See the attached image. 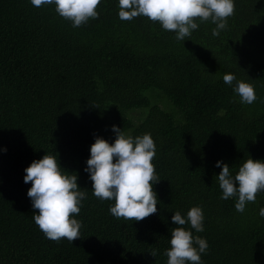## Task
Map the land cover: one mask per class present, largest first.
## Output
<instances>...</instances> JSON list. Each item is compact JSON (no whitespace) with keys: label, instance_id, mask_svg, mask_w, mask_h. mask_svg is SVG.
Returning <instances> with one entry per match:
<instances>
[{"label":"trees","instance_id":"16d2710c","mask_svg":"<svg viewBox=\"0 0 264 264\" xmlns=\"http://www.w3.org/2000/svg\"><path fill=\"white\" fill-rule=\"evenodd\" d=\"M97 11L74 28L54 4L0 0V264H167L172 229L190 228L171 217L194 206L203 264H264V191L238 212L236 198L221 199L215 167L235 175L249 158L264 161V0H235L219 36L197 20L184 41L147 17L121 20L119 0ZM225 73L254 85L256 101L240 103ZM113 125L156 144L157 212L141 221L114 217L84 171L96 136L114 143ZM45 154L87 191L72 244L33 219L24 169Z\"/></svg>","mask_w":264,"mask_h":264},{"label":"clouds","instance_id":"9594fccd","mask_svg":"<svg viewBox=\"0 0 264 264\" xmlns=\"http://www.w3.org/2000/svg\"><path fill=\"white\" fill-rule=\"evenodd\" d=\"M33 6L55 5L56 12L70 20L74 28L97 19L101 0H31ZM235 14V0H119L118 16L131 21L144 16L159 22L163 29L175 33L178 41L191 36L199 23L211 21L215 27L213 36L227 29L228 18ZM224 82L239 97L242 104L256 101L254 85L239 80L234 73H225ZM114 143L100 136L90 147V158L84 169L92 183V193L101 200L114 201L109 208L117 219L141 221L157 212V194L153 185L158 179L153 159L156 144L150 133L132 137L113 125ZM4 151H7L4 149ZM221 168L216 177L222 189L221 199L236 198L235 208L244 212L249 202H255L257 194L264 191V161L247 159L233 175L224 161H217ZM24 182H31L28 197L31 198L33 219L46 238L59 242L67 239L71 244L80 238L82 221L75 218L81 211L87 191L78 186V175L62 170L54 155L45 154L24 169ZM155 182V183H154ZM259 215L264 217V208ZM175 225L190 224L189 229H172L170 248L165 251L167 264H203L202 254L209 248L206 238L193 235L204 231V213L200 206L192 207L187 216L176 211L172 217Z\"/></svg>","mask_w":264,"mask_h":264},{"label":"rangeland","instance_id":"374dc122","mask_svg":"<svg viewBox=\"0 0 264 264\" xmlns=\"http://www.w3.org/2000/svg\"><path fill=\"white\" fill-rule=\"evenodd\" d=\"M167 108L172 109V106H171V105H167ZM134 115H135V119H137V117L140 116L139 113H136V114H134ZM136 121H137V120H136Z\"/></svg>","mask_w":264,"mask_h":264}]
</instances>
